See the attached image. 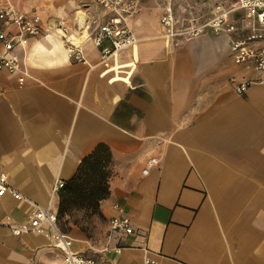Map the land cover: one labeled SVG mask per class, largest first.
Listing matches in <instances>:
<instances>
[{
	"label": "crops",
	"instance_id": "0c3cea01",
	"mask_svg": "<svg viewBox=\"0 0 264 264\" xmlns=\"http://www.w3.org/2000/svg\"><path fill=\"white\" fill-rule=\"evenodd\" d=\"M235 1L213 3L228 11ZM157 2L139 0L126 20L137 43L102 63L95 27H85L111 18L96 0H0L42 29L13 50L24 84L0 73V174L21 197L0 196V264H62L47 226L20 236L8 227L29 228L34 205L56 214L54 186L99 145L111 153L109 194L87 228L68 223L73 252L96 264H264V78L230 55L252 14L232 13L230 34H182L207 18L170 35ZM55 24L81 42L83 62L67 58ZM114 217L134 233L111 232Z\"/></svg>",
	"mask_w": 264,
	"mask_h": 264
},
{
	"label": "built area",
	"instance_id": "2783aa9c",
	"mask_svg": "<svg viewBox=\"0 0 264 264\" xmlns=\"http://www.w3.org/2000/svg\"><path fill=\"white\" fill-rule=\"evenodd\" d=\"M98 6L111 15L108 22L99 24L97 19L91 18L86 22L87 29L95 27L93 44L100 51V60L106 63L117 53L132 48L137 40L131 30L126 26V20L137 14L140 10L139 0H96ZM236 11H248L252 14V27L249 33L242 39L230 41V55L236 65H249L261 77L264 78V0H236L235 6L228 11H221L217 8V14L209 22L186 29L182 34L198 36L202 29L209 28L214 34L233 33L236 31V24L229 19V16ZM161 25L170 35H174L176 20L173 17L170 7L162 8L160 15ZM12 29L11 31L9 29ZM55 29L61 31L63 40L66 43L67 58L76 63L83 62V50L81 42L71 40L69 29L55 24ZM41 21L37 15L25 14L16 11L12 7L0 8V73L5 71L9 75H16L18 87L24 84L27 73L21 66L18 57L13 50L16 46H24L27 37H37L41 34ZM250 83H238L234 90L238 95H243ZM150 163L142 171L146 175ZM5 176L0 174V196L6 192L14 198L21 199L18 193L6 185ZM62 187L61 183L54 186L53 192ZM47 226L53 234L54 247L63 253L62 264H96L92 258L85 257L72 251V240L59 230L57 217L49 208L33 206L29 228L9 226L8 229L14 236L22 233H40L43 227ZM111 232H120L125 235L134 233L130 220L126 217H114L109 223ZM121 248L114 252L120 254ZM142 264H166L161 257H144Z\"/></svg>",
	"mask_w": 264,
	"mask_h": 264
},
{
	"label": "trees",
	"instance_id": "16d2710c",
	"mask_svg": "<svg viewBox=\"0 0 264 264\" xmlns=\"http://www.w3.org/2000/svg\"><path fill=\"white\" fill-rule=\"evenodd\" d=\"M111 175V153L104 145L80 161L73 177L57 191V224L63 222L60 231L66 233L64 226L69 222L78 225L71 220L75 214H82L87 220L99 216L100 202L109 194Z\"/></svg>",
	"mask_w": 264,
	"mask_h": 264
},
{
	"label": "rangeland",
	"instance_id": "374dc122",
	"mask_svg": "<svg viewBox=\"0 0 264 264\" xmlns=\"http://www.w3.org/2000/svg\"><path fill=\"white\" fill-rule=\"evenodd\" d=\"M173 2H175V5H173ZM156 4L161 12L162 8L167 6L170 7L173 17L176 20L175 27L177 28L181 26L182 29L194 24V19L199 20L200 22L207 18H214L217 14L218 6L213 3V0H165V2L161 0V3L157 2ZM189 8L192 12L191 15H189ZM96 217L98 216H94L93 218L87 220L82 216V214H80V218L78 217V214H75L71 220H76L79 222V225L81 223L86 224L84 227L87 228L88 223H91V221ZM62 223L63 222L57 224L59 229ZM67 226L68 224H66L64 228L66 229Z\"/></svg>",
	"mask_w": 264,
	"mask_h": 264
}]
</instances>
